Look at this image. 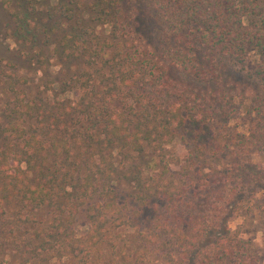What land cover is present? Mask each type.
Returning a JSON list of instances; mask_svg holds the SVG:
<instances>
[{
  "label": "trees",
  "instance_id": "16d2710c",
  "mask_svg": "<svg viewBox=\"0 0 264 264\" xmlns=\"http://www.w3.org/2000/svg\"><path fill=\"white\" fill-rule=\"evenodd\" d=\"M0 1L19 41L50 39L39 17L69 22L49 43L62 73L54 89L73 95H19L0 108V236L24 213L53 214V229H32L22 264L71 253L72 264H264L229 225L264 211V166L252 161L264 153V0H89L79 11L81 0ZM249 48L259 54L252 69ZM245 79L256 87H237ZM242 112L250 121L238 131L229 121ZM188 122L217 127L177 153L170 144ZM123 180L132 191L117 195ZM81 212L88 226L75 238Z\"/></svg>",
  "mask_w": 264,
  "mask_h": 264
},
{
  "label": "rangeland",
  "instance_id": "374dc122",
  "mask_svg": "<svg viewBox=\"0 0 264 264\" xmlns=\"http://www.w3.org/2000/svg\"><path fill=\"white\" fill-rule=\"evenodd\" d=\"M81 6L76 8L78 11L82 7L87 6L89 0H81ZM142 15L140 14V19L145 23L152 22L150 15L146 9H149L146 1L142 2ZM39 15H44L39 13ZM139 19V18H138ZM139 19V20H140ZM39 23L44 22L47 26V32L50 35V39L47 42H43L44 33L36 34V39L34 42L27 40L26 38H19L12 36V32L15 29V23L11 20L8 10L2 5L0 1V108L4 103H7L11 98L15 96L23 95L25 98H35L47 97L50 99H59L64 96H72V91L61 92V95L57 94L59 91L54 89V84L59 81L61 72L59 71V65L56 64V59L51 54L53 50V45L49 43L50 41L54 42V38L58 33L62 32L68 25L69 22L64 21L62 23H57L55 18L51 16L41 19H38ZM150 26L147 30L149 31ZM97 31L99 33H104L103 26H97ZM150 36V32H148ZM157 43L154 40L155 44ZM40 51L41 55L35 52ZM259 54L252 48H249V54L247 55V69H252L255 65L257 56ZM72 67V64H69L68 67ZM5 70H10L14 74L9 76ZM244 85H238L237 87L246 88L250 91L252 88L256 87L257 84L254 83L251 79H245ZM12 101V100H11ZM12 105V102L9 103ZM247 121V122H245ZM250 121L248 116L242 112V115L239 117H233L230 119V126L238 131H245V126ZM250 123V122H249ZM216 123H197V122H188L186 128L183 129L182 135H184L182 140L172 142L170 147L173 148L177 153L184 151L185 147L193 141L208 143L212 132L216 129ZM149 156L143 158L140 157L139 162L146 164ZM252 161L259 163L264 166V153L259 154L255 153L252 155ZM152 164V161H150ZM154 164V163H153ZM172 172L170 176L174 175L173 173L176 170V166L172 164ZM155 170L158 171V166L154 165ZM133 185L127 183L125 180L117 184V195L129 194L132 191ZM264 194V190H261L256 193V196H261ZM122 198L117 200L118 204L122 202ZM112 213L115 215L116 206L111 207ZM26 213L22 214V219L18 220L16 225H12V232L8 234V237L0 236V264H22L24 260L23 256L26 258L30 257L29 252L27 251L28 245L27 242L33 239L32 229L34 227H53L49 226V222L53 217V214L48 210L39 211L34 218V221L24 218ZM7 227H11L15 217V213L12 210H7L4 214ZM85 215L81 212L76 215V221L72 225L74 228L73 233L71 234L76 238V236L82 235L87 229V226L84 222ZM229 225L232 229L237 230L242 237L248 239L250 238L252 242L256 245V248L264 256V211H259L257 207H251L248 209L247 213L239 214L237 217L230 219ZM14 226V227H13ZM6 239H5V238ZM10 239L12 241H9ZM75 242V239H74ZM66 243L64 241L61 244ZM65 249L69 251L70 245H65ZM64 249V250H65ZM5 250V251H2ZM4 252V253H3ZM72 254V253H71ZM69 254V255H71ZM82 254L78 253L77 257L82 260ZM65 256L61 260L56 258V264H61L66 258H71V256ZM73 257V256H72ZM76 257V258H77ZM25 258V259H26ZM74 258V259H76ZM72 260L68 259L67 262L72 264ZM37 263V257L35 258ZM66 262V263H67ZM141 262V263H140ZM163 264L162 261L156 257L151 259H145L140 261L139 259L132 258L131 263L125 264Z\"/></svg>",
  "mask_w": 264,
  "mask_h": 264
}]
</instances>
